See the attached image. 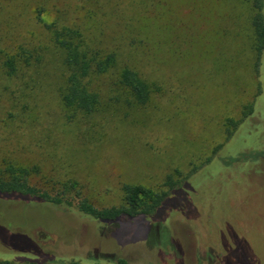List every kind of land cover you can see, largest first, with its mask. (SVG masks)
Segmentation results:
<instances>
[{
	"label": "rangeland",
	"instance_id": "rangeland-1",
	"mask_svg": "<svg viewBox=\"0 0 264 264\" xmlns=\"http://www.w3.org/2000/svg\"><path fill=\"white\" fill-rule=\"evenodd\" d=\"M256 12L254 0H0V52L42 55L16 79L0 53V168H26L38 187L68 190L97 208L121 206L124 185L164 194L171 182L182 184L151 219L113 227L63 207L0 199V262L37 259L13 252L36 246L47 258L264 264ZM51 24L77 31L88 48L116 52L148 83L149 101L138 105L114 72L94 83L102 108L68 121L59 92L66 71Z\"/></svg>",
	"mask_w": 264,
	"mask_h": 264
},
{
	"label": "trees",
	"instance_id": "trees-1",
	"mask_svg": "<svg viewBox=\"0 0 264 264\" xmlns=\"http://www.w3.org/2000/svg\"><path fill=\"white\" fill-rule=\"evenodd\" d=\"M254 6L257 12L252 18L253 41L257 56L259 87L261 88L263 81L261 68L264 65V0H254ZM48 29L51 31L52 41L62 53V62L66 71L59 92L68 121H73L80 116H91L102 108L103 98L100 92L95 89L94 83L99 77L109 76L114 72H116L118 81L130 91L138 105H144L149 101L151 90L148 83L142 79L140 73L137 72L138 70H134L127 63L126 66H122L116 52L103 53L95 48L84 46L79 40V33L71 28L51 24ZM0 53L4 56L3 64L7 74L16 79H21L26 74L27 69L42 62V55L39 52H32L23 47L14 53H4L3 51ZM252 110L253 108H250L249 113ZM236 127L237 125H234V130ZM234 130L228 131L227 140L233 137ZM201 168L192 172L185 180H189ZM29 177L30 171L23 167L10 165L0 168V199L25 204L32 202L36 204V207H63L72 210L73 216L88 219L98 225H103V227H113L118 222L128 219L135 220L145 217L151 219L163 207L164 202L170 198L169 196L174 194L182 185L181 182L179 184L171 182L170 192L164 194L153 193L143 186L124 185V198L121 206L97 208L80 196H76L78 200L68 196V190L54 195L31 183ZM68 187L70 186L66 188ZM33 219L35 220L34 217H31L30 220L26 219V222H31ZM207 247L214 251L215 248L218 249L216 244L214 245L215 248L213 246ZM13 252L34 253L37 259L27 256L9 257L4 261L2 260L0 264H14L16 260L23 262V264H128L125 259H119L115 262L104 257L88 259L78 256L66 258L51 255L47 258V254L41 253L36 246L31 249L16 248Z\"/></svg>",
	"mask_w": 264,
	"mask_h": 264
}]
</instances>
